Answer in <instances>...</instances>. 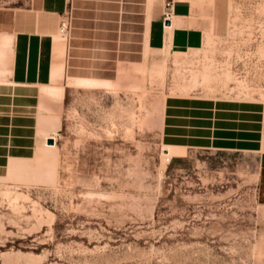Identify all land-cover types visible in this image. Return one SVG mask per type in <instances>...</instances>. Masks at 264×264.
<instances>
[{
  "label": "rangeland",
  "instance_id": "obj_1",
  "mask_svg": "<svg viewBox=\"0 0 264 264\" xmlns=\"http://www.w3.org/2000/svg\"><path fill=\"white\" fill-rule=\"evenodd\" d=\"M232 19L223 46L178 59L174 74L164 65L159 88L71 80L63 104L60 89H43L54 98L45 135L56 144L0 178V264H249L258 199L246 173L256 156L197 149L173 159L184 151H163L155 133L138 130L155 123L154 92L163 98L168 85L264 99L262 20Z\"/></svg>",
  "mask_w": 264,
  "mask_h": 264
},
{
  "label": "crops",
  "instance_id": "obj_2",
  "mask_svg": "<svg viewBox=\"0 0 264 264\" xmlns=\"http://www.w3.org/2000/svg\"><path fill=\"white\" fill-rule=\"evenodd\" d=\"M166 1L25 0L0 8V178L46 149L48 100L54 98L45 88L60 89L61 104L71 80H144L159 88L164 65L174 74L179 62L203 58L210 41L223 46L234 15L260 17L264 47V0H172L168 24ZM166 88L163 98L154 92L160 101L155 123L139 122L138 130L155 133L162 149L184 151L173 159L197 149L256 156L246 173L258 199L249 264H264V99Z\"/></svg>",
  "mask_w": 264,
  "mask_h": 264
},
{
  "label": "bare ground",
  "instance_id": "obj_3",
  "mask_svg": "<svg viewBox=\"0 0 264 264\" xmlns=\"http://www.w3.org/2000/svg\"><path fill=\"white\" fill-rule=\"evenodd\" d=\"M79 86H85V87H91V86H109V83L111 82H105V81H89V80H77ZM108 84V85H107ZM110 87V86H109ZM48 144V143H47ZM48 145H54V144H48Z\"/></svg>",
  "mask_w": 264,
  "mask_h": 264
},
{
  "label": "built area",
  "instance_id": "obj_4",
  "mask_svg": "<svg viewBox=\"0 0 264 264\" xmlns=\"http://www.w3.org/2000/svg\"><path fill=\"white\" fill-rule=\"evenodd\" d=\"M171 5H172V0H168L166 1V10L164 11V15H163V19L164 20H168L170 18V15H171ZM66 24L63 22L61 24V27H60V30L62 33H64L66 31Z\"/></svg>",
  "mask_w": 264,
  "mask_h": 264
},
{
  "label": "water",
  "instance_id": "obj_5",
  "mask_svg": "<svg viewBox=\"0 0 264 264\" xmlns=\"http://www.w3.org/2000/svg\"><path fill=\"white\" fill-rule=\"evenodd\" d=\"M165 23L168 24V21L166 20ZM54 142H55V140H54V138L52 136H48L46 138V143H48V144H54ZM162 150L163 151H166L167 149L166 148H163Z\"/></svg>",
  "mask_w": 264,
  "mask_h": 264
}]
</instances>
